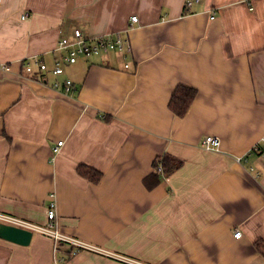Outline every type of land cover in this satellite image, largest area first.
Returning <instances> with one entry per match:
<instances>
[{
    "label": "crops",
    "instance_id": "crops-1",
    "mask_svg": "<svg viewBox=\"0 0 264 264\" xmlns=\"http://www.w3.org/2000/svg\"><path fill=\"white\" fill-rule=\"evenodd\" d=\"M76 28L127 30L131 57L65 62ZM33 57L43 82L24 71ZM177 86L196 90L182 117ZM52 199L59 231L102 253L33 232L0 238V264H264V0H0V213L43 225Z\"/></svg>",
    "mask_w": 264,
    "mask_h": 264
},
{
    "label": "built area",
    "instance_id": "built-area-1",
    "mask_svg": "<svg viewBox=\"0 0 264 264\" xmlns=\"http://www.w3.org/2000/svg\"><path fill=\"white\" fill-rule=\"evenodd\" d=\"M184 5L187 8L191 5V2H185ZM25 16L26 15L23 14L21 18L24 19ZM136 22L137 18L135 16H131L130 25ZM57 49L63 51V60L69 64L76 62L79 57L105 54L111 51L121 53L124 59H128L131 57V45L128 39L127 30H125L124 33L121 32L89 37L84 36L81 31L76 28L73 30V40L69 41L66 38H61L57 43ZM23 63L24 71L27 74H29L36 81L43 82V73L47 70L45 64L41 59L37 57L28 58L25 59ZM127 67L128 65L127 63H125L124 68L126 69ZM2 69L8 70V67L2 66ZM50 72L52 75H60L63 72L60 62H54L53 68ZM51 87L53 89H58V84L54 82L52 83ZM75 91V85L69 79H66L62 85V93L72 94ZM61 143V141L57 142L52 151L57 152ZM219 144V138L216 136H205L200 141V147L206 151L217 152L219 150ZM237 160H239V158H237ZM157 171L162 172L160 164L157 165ZM0 222L30 230L32 233L35 232L50 237L53 243V251L57 249L60 242H64L74 246L76 248L75 251L84 249L102 253L98 248H95L90 244L82 242L76 238L66 236L59 231L57 223L56 203L53 199L50 201V204L46 210V222L43 225L32 224L25 220L1 213ZM233 237H240V230H235L233 233ZM113 256L115 258L121 259L126 263L141 264L138 262L135 263L133 260L121 255L114 254Z\"/></svg>",
    "mask_w": 264,
    "mask_h": 264
},
{
    "label": "trees",
    "instance_id": "trees-1",
    "mask_svg": "<svg viewBox=\"0 0 264 264\" xmlns=\"http://www.w3.org/2000/svg\"><path fill=\"white\" fill-rule=\"evenodd\" d=\"M185 9L186 7L184 5V12H187V10L185 11ZM195 95H196L195 89L187 86H177L170 96L168 102L169 110L176 117L184 116ZM153 164H154V169H157V165L160 164L162 168V172L165 175L170 174L179 166V163H177L174 159L169 158L167 156H164L162 159L158 161L157 160L154 161ZM77 171L80 175L87 177V179L90 180L91 182H96L100 178L99 172L90 170L88 168L78 167Z\"/></svg>",
    "mask_w": 264,
    "mask_h": 264
},
{
    "label": "water",
    "instance_id": "water-1",
    "mask_svg": "<svg viewBox=\"0 0 264 264\" xmlns=\"http://www.w3.org/2000/svg\"><path fill=\"white\" fill-rule=\"evenodd\" d=\"M30 230L0 222V238L18 245L27 246L30 243Z\"/></svg>",
    "mask_w": 264,
    "mask_h": 264
}]
</instances>
